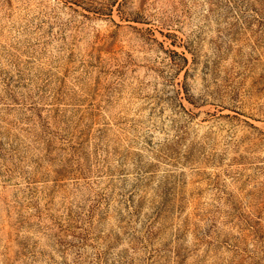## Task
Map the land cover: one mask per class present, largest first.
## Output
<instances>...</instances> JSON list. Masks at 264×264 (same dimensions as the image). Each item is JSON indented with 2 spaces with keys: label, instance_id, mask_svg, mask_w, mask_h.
Listing matches in <instances>:
<instances>
[{
  "label": "rangeland",
  "instance_id": "374dc122",
  "mask_svg": "<svg viewBox=\"0 0 264 264\" xmlns=\"http://www.w3.org/2000/svg\"><path fill=\"white\" fill-rule=\"evenodd\" d=\"M0 264H264V0H0Z\"/></svg>",
  "mask_w": 264,
  "mask_h": 264
},
{
  "label": "trees",
  "instance_id": "16d2710c",
  "mask_svg": "<svg viewBox=\"0 0 264 264\" xmlns=\"http://www.w3.org/2000/svg\"><path fill=\"white\" fill-rule=\"evenodd\" d=\"M114 2H115V0H114ZM182 57H183L184 60L188 61V58H187L185 55H182ZM187 89H188V88H187ZM187 91H188V90H187Z\"/></svg>",
  "mask_w": 264,
  "mask_h": 264
}]
</instances>
